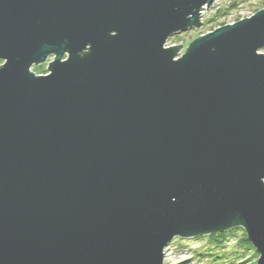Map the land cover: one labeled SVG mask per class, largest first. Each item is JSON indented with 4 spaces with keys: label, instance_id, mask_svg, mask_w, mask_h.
<instances>
[{
    "label": "water",
    "instance_id": "1",
    "mask_svg": "<svg viewBox=\"0 0 264 264\" xmlns=\"http://www.w3.org/2000/svg\"><path fill=\"white\" fill-rule=\"evenodd\" d=\"M213 3L0 0V264H164L234 226L264 264V9L165 47Z\"/></svg>",
    "mask_w": 264,
    "mask_h": 264
},
{
    "label": "rangeland",
    "instance_id": "2",
    "mask_svg": "<svg viewBox=\"0 0 264 264\" xmlns=\"http://www.w3.org/2000/svg\"><path fill=\"white\" fill-rule=\"evenodd\" d=\"M263 9L264 0H216L207 11H204L198 28L171 36L167 40L165 47L170 48L182 45L183 47L178 51V56L181 57L195 39L205 36L218 28L250 18ZM259 53L264 54V47L259 50ZM52 59L51 57L43 64L32 66L31 72L35 75H46L48 64ZM2 63L0 61V65ZM232 229L235 233H225ZM221 233H225L227 242L225 241L221 246L211 243L208 236ZM245 236L247 237V234L243 227L234 226L226 231L205 236L175 238L164 251V264H220V262H225V260H222L223 257L236 263V256L245 260L239 261L242 262L241 264L245 262H248L247 264H257L260 256L251 243L257 253L256 257L253 252L245 251L238 246ZM211 258L213 261L210 262Z\"/></svg>",
    "mask_w": 264,
    "mask_h": 264
},
{
    "label": "trees",
    "instance_id": "3",
    "mask_svg": "<svg viewBox=\"0 0 264 264\" xmlns=\"http://www.w3.org/2000/svg\"><path fill=\"white\" fill-rule=\"evenodd\" d=\"M234 229V228H233ZM232 230H229L227 232H225L226 234L227 233H235V231ZM225 233H221V234H216V235H212V236H208L211 243L217 245V246H221L226 240H225ZM227 242V241H226ZM239 247H242L245 251H251L253 252L254 256L256 257L257 253L256 251L253 249V247L251 246L249 240L247 239V237L245 236L241 241H240V244H238ZM242 255V254H241ZM211 257V256H210ZM237 259V262L234 263L233 260H230L228 258H225L223 257L222 260H225V262H220V264H241L242 262H239V261H245L243 260V258H240V257H235V260ZM213 261V259L211 258L210 262ZM214 261H218V260H214ZM248 262H245L243 264H247ZM250 264H256V263H250Z\"/></svg>",
    "mask_w": 264,
    "mask_h": 264
},
{
    "label": "bare ground",
    "instance_id": "4",
    "mask_svg": "<svg viewBox=\"0 0 264 264\" xmlns=\"http://www.w3.org/2000/svg\"><path fill=\"white\" fill-rule=\"evenodd\" d=\"M215 1H216V0H214V2H215ZM203 9H204V10H202V11L200 12V15H199V17L201 16L200 19H199V22L201 21L202 15H203L204 11H206L207 8H203ZM200 23H201V22H200ZM212 32H213V31H212ZM209 33H210V32H209ZM49 58H51V57H49ZM49 58H48V59H49ZM52 58H53V57H52ZM48 59H47V60H48ZM64 60H65V59H63L62 61H64Z\"/></svg>",
    "mask_w": 264,
    "mask_h": 264
}]
</instances>
